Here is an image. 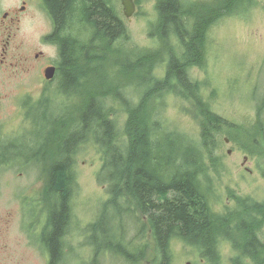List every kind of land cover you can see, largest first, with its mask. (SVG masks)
Listing matches in <instances>:
<instances>
[{
    "label": "trees",
    "instance_id": "obj_1",
    "mask_svg": "<svg viewBox=\"0 0 264 264\" xmlns=\"http://www.w3.org/2000/svg\"><path fill=\"white\" fill-rule=\"evenodd\" d=\"M155 1L157 19L149 35L158 40V48L137 51L118 46L131 37L112 0H43L55 27L47 41L60 53L59 85L34 116L42 112V120L48 121L54 93L67 102L45 137L38 132V138L22 146L1 144L0 170L39 172L43 188L23 200L25 218L33 217L26 229L47 264L70 261L76 159L88 140L102 155L98 182L110 198L85 237L95 252L91 264H101L106 254L141 264L149 230L161 264H171L175 239L197 248L211 264L220 263L222 242L236 252L232 264H264V201L232 194L234 206L221 213L207 184L210 174L220 173L218 152L227 138L252 157L264 156V94L254 95L256 121L237 124L211 109L202 85L190 74L206 63L212 28L250 0ZM70 24L83 39L66 34ZM161 64L164 72L158 74ZM167 94L196 107L199 140L175 127L169 131L168 122L163 126L160 113ZM117 106L125 112L123 124L115 118ZM160 133L171 140L170 164L165 163ZM222 136H228L224 142ZM13 150L16 154L9 155ZM133 229L136 236L130 239Z\"/></svg>",
    "mask_w": 264,
    "mask_h": 264
},
{
    "label": "rangeland",
    "instance_id": "obj_2",
    "mask_svg": "<svg viewBox=\"0 0 264 264\" xmlns=\"http://www.w3.org/2000/svg\"><path fill=\"white\" fill-rule=\"evenodd\" d=\"M112 1L131 37L130 43L119 41L118 46L137 51L158 48V40L149 35L150 24L157 19L156 1L134 0L136 11L130 19L124 14L122 0ZM186 1L212 3L215 0ZM50 20L44 11L43 0H0V153L5 150L1 144L11 142L22 146L38 138V132L45 137L51 129V120L64 110L66 98L54 93V113L50 110L48 121L42 120V112L34 116L59 85V77L48 81L42 72L46 63H60L57 45H47L43 41L51 30ZM67 28V35L84 38L77 26L70 24ZM5 47L7 53L3 57ZM40 51L46 55L44 62L32 63ZM163 68L162 64L158 66V74L164 72ZM190 74L202 85L203 94L216 114L237 124H253L257 117L255 92L264 94V0H250L243 10L220 20L210 32L206 63L191 70ZM74 103L76 99H73ZM163 107L160 113L163 126L168 122L171 124L169 131L175 127L192 139H200V117L192 102L167 94ZM115 109V118L123 124L124 110L118 106ZM34 119V130L30 131ZM225 137L228 136L221 138L223 142ZM158 140L167 152L165 163L170 164L172 144L169 135L160 133ZM92 141L88 140L79 149L76 159L70 229L73 251L68 264L93 263L95 252L85 244V237L91 233L88 227L99 223L110 199L106 187L98 182L103 160ZM15 154L14 150L9 153ZM218 154L221 156L220 173L210 174L207 180L215 209L222 213L227 206L233 207L232 194L264 201V156L252 157L231 141L224 143ZM42 188L39 172L0 170V264H47L46 255L26 229L27 220L33 217L25 218L23 200L35 196ZM142 217L140 221H144ZM135 230L129 234L130 239L136 236ZM146 237L148 240L144 243L148 245L141 264H161L150 230ZM139 244L144 247L143 242ZM221 252L219 264H232L236 255L232 246L222 242ZM171 254V264H211L202 260L197 248L177 239L171 243ZM100 261L101 264H127L111 254L102 256Z\"/></svg>",
    "mask_w": 264,
    "mask_h": 264
},
{
    "label": "flooded vegetation",
    "instance_id": "obj_3",
    "mask_svg": "<svg viewBox=\"0 0 264 264\" xmlns=\"http://www.w3.org/2000/svg\"><path fill=\"white\" fill-rule=\"evenodd\" d=\"M44 11L46 12V10L44 9ZM46 14H48L47 12H46ZM49 27L51 28V30H50V32H49V34H47V35H45L44 37H43V41H44V43H46L47 45H52V46H56L55 45V43H53V42H51V41H47V39L49 38V36H51V34H53L54 33V31H55V27H54V25H53V23H52V21L50 20V25H49ZM45 40L47 41V42H45ZM7 47V46H6ZM4 48V54L2 55L3 57H5V55H6V53H7V48ZM45 53L44 52H39L38 54H36L35 56H34V59H32L31 60V62L32 63H41L44 59H45ZM44 62V61H43ZM50 67H55L56 68V73H55V79L59 76V69H60V64H54V63H52V62H48V63H46V65L43 67V70H42V72L45 74V71L48 69V68H50ZM1 109H2V104H1V102H0V112H1ZM146 218H144V220H145Z\"/></svg>",
    "mask_w": 264,
    "mask_h": 264
},
{
    "label": "water",
    "instance_id": "obj_4",
    "mask_svg": "<svg viewBox=\"0 0 264 264\" xmlns=\"http://www.w3.org/2000/svg\"><path fill=\"white\" fill-rule=\"evenodd\" d=\"M124 7V14L127 18H132L136 11V4L134 0H122ZM56 68L50 67L45 71V77L48 81H51L55 78ZM226 143H230V140L227 138ZM229 153H232V150H229Z\"/></svg>",
    "mask_w": 264,
    "mask_h": 264
}]
</instances>
